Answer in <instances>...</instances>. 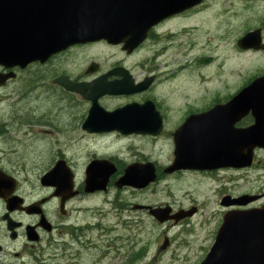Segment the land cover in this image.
Wrapping results in <instances>:
<instances>
[{"label":"flooded vegetation","instance_id":"1","mask_svg":"<svg viewBox=\"0 0 264 264\" xmlns=\"http://www.w3.org/2000/svg\"><path fill=\"white\" fill-rule=\"evenodd\" d=\"M208 1L171 9L168 0H141L139 6L109 9L108 25L143 36L132 49L101 39L72 44L24 68L0 65V74H9L0 85V264H102L108 257L114 264H137L145 248H136L127 262L125 231H137L144 221L166 226L156 259L172 245L170 229L193 235L196 224L212 225L215 241L229 214L234 222L252 214L256 222L247 227L264 235V144L238 145L244 165L210 161L211 167L171 169L180 137L187 146L183 156L217 157V151L194 149L191 141L209 140L216 147L220 138L233 142L234 131L256 123L252 109L216 110L242 87L208 98L184 86L189 77L183 76L179 59L189 56L184 46L190 47L193 28L202 29ZM229 1L234 19V0ZM255 29L264 41V18ZM97 80L108 86L96 91L104 92L98 98L101 109L116 111L109 117L130 126H161L159 133L88 129L93 102L66 84L93 87ZM126 83L129 92L115 87ZM130 105L136 108L126 109ZM251 138L242 135V140ZM31 142L43 144L39 163L31 162ZM94 163L102 175L91 184ZM130 167L151 172L153 179L144 186L122 182ZM54 169L56 178L44 180ZM164 181L169 182L167 199L158 194ZM178 186L188 189L183 199L174 194ZM158 211L168 218L160 221ZM246 264H264V256H248Z\"/></svg>","mask_w":264,"mask_h":264},{"label":"water","instance_id":"2","mask_svg":"<svg viewBox=\"0 0 264 264\" xmlns=\"http://www.w3.org/2000/svg\"><path fill=\"white\" fill-rule=\"evenodd\" d=\"M204 0H168L167 6L194 7ZM141 0H0V65L4 67L19 66L24 68L34 61H45L54 53L76 43H86L101 39H108L111 43L125 42V47L132 49L141 41L142 37L130 35L133 31L130 27L108 25L106 18L111 8L134 7L142 5ZM143 32V30L141 31ZM137 32V33H141ZM135 33V32H133ZM237 45L243 50H264V42L260 29L250 30L237 41ZM211 58L202 59L203 63ZM9 77V74H0V85ZM70 89H76L93 102L90 117L86 123L88 129L104 131L108 129H121L130 131L135 129L142 133H159L161 126L137 125L130 126L119 117H109L113 113H106L98 105V98L104 92H97L108 86L102 80H97L93 87L85 84L69 85ZM129 84H124L121 89L130 90ZM114 87V86H112ZM111 87V88H112ZM131 87V86H130ZM133 88V86H132ZM136 89H140L137 87ZM131 91H135L131 90ZM136 108L130 105L126 109ZM241 109H252L256 116V123L244 132L234 131V141L229 142L220 138L215 147L209 140H193L194 149L217 151V157H203L184 155L187 151L186 141L179 138L177 158L171 169L186 167L204 168L211 167L207 162L214 161L217 165H244L243 153L237 151L238 145H263L264 144V75L255 78L247 86L241 89L227 105L219 107V112H232ZM119 113V111H117ZM248 133L251 141L242 140V135ZM229 142V145L228 143ZM88 172V181L92 184L102 175L96 170V163ZM169 171V170H168ZM57 169L44 176L56 178ZM153 174L143 168L130 167L122 182L137 183L144 186L153 179ZM157 218L165 221V211H158ZM239 218H243L242 216ZM244 221L234 222L232 214L227 215L220 228L215 243L211 247L207 257L201 264H246L247 257L253 254L264 256L255 248H264V235L257 236L253 233L252 225L256 217L248 214Z\"/></svg>","mask_w":264,"mask_h":264},{"label":"rangeland","instance_id":"3","mask_svg":"<svg viewBox=\"0 0 264 264\" xmlns=\"http://www.w3.org/2000/svg\"><path fill=\"white\" fill-rule=\"evenodd\" d=\"M206 6L209 10L205 13L204 25L202 29L191 30V45L188 49L184 46V53L189 56H185V59L177 58L180 60L178 64L184 67L183 76L189 77L188 84L184 86L189 87L190 94L206 93L210 98L211 94L218 92L225 97L227 93L235 91L236 87L245 86L264 72V51H243L237 46L239 38L260 26L264 18V0H234V19L230 12L229 0H210ZM210 56L213 57L211 61L199 62L201 58ZM182 85L180 83V86ZM40 102L37 101L38 104ZM85 143L80 144L79 140L78 144L83 146ZM30 145L32 164L41 162L43 153L39 154V151L43 152V144L31 142ZM168 183L164 181L158 186L161 199H167ZM179 187L173 189L174 194L183 199L188 189H178ZM191 189L194 190L193 187ZM109 224L114 225L115 222L110 221ZM129 228L130 230L125 231L126 261H129L136 248H145L144 256L137 264H195L203 255V250H209L214 243L212 225L196 224L193 235L172 228V245L156 259L155 254L160 247L158 242H163L161 233L166 226L144 221L139 224L137 231L134 227ZM186 243H189V247ZM94 257H97V252ZM114 262L110 261L109 257L100 261L102 264Z\"/></svg>","mask_w":264,"mask_h":264}]
</instances>
